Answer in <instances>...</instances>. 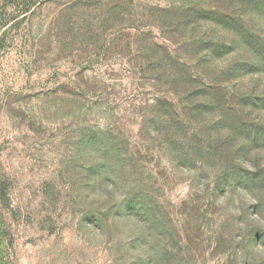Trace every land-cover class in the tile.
<instances>
[{"label":"rangeland","instance_id":"1","mask_svg":"<svg viewBox=\"0 0 264 264\" xmlns=\"http://www.w3.org/2000/svg\"><path fill=\"white\" fill-rule=\"evenodd\" d=\"M264 0H0V264H264Z\"/></svg>","mask_w":264,"mask_h":264},{"label":"clouds","instance_id":"2","mask_svg":"<svg viewBox=\"0 0 264 264\" xmlns=\"http://www.w3.org/2000/svg\"><path fill=\"white\" fill-rule=\"evenodd\" d=\"M261 227H264V225H261ZM256 249H264V245L257 244V245H255L254 250H256Z\"/></svg>","mask_w":264,"mask_h":264}]
</instances>
